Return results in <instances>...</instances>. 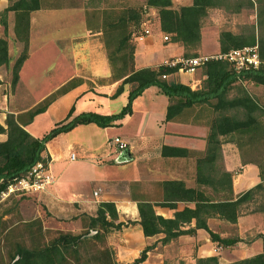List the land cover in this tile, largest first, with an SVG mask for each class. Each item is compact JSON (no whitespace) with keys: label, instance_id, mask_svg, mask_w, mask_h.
I'll return each instance as SVG.
<instances>
[{"label":"crops","instance_id":"crops-1","mask_svg":"<svg viewBox=\"0 0 264 264\" xmlns=\"http://www.w3.org/2000/svg\"><path fill=\"white\" fill-rule=\"evenodd\" d=\"M171 2L174 3V0H171ZM6 4V0H0V9L5 7ZM39 9L41 10L42 8ZM44 10H69V12L74 13L78 17V24L83 27V32L81 35L69 38L70 50H68L67 55H63L55 44H51L54 46V50L58 51L56 60L52 64L53 70L49 68L44 73L36 69L32 71L29 69V61L32 54L33 15L31 14L29 17L27 56L19 67L15 83L10 85V66L21 49V43L18 40H13L12 20L9 18L11 15L9 12L6 39L8 61L7 65H0V124L3 125L6 113L20 115L67 80L73 77H80L81 79L76 80L63 93L56 96L45 110L35 114L30 122L23 125L34 136L36 135L27 129L28 125L39 114H45L53 104L64 103L66 108L64 115L70 106H72V114L87 110L109 114L120 109L125 102L129 89L128 83H123L121 92L115 97H110L121 78L111 79L110 64L103 44L100 24L96 26L97 24H95L94 20L87 17V9H84L79 4L63 5L54 3ZM156 25L157 29L154 27L153 36L146 34L147 36L133 37L134 68L156 66L164 63L167 59L182 56L183 48L180 43L167 38V40H163L158 21ZM205 41H208V48L205 46ZM12 47L17 48V51L15 56L10 58V49ZM50 49L53 50L51 47ZM45 51L44 48L42 54ZM216 51H218L217 34L207 37L200 33L197 55L211 54L210 52L215 53ZM75 53L77 54L74 55ZM197 67L192 72L176 70L166 74L165 78L179 81L188 85L191 89L199 88L201 86V74L199 76L195 74ZM36 77H40L42 82L50 77V79H54V82L47 88H35L34 79ZM26 86L30 88V92L39 90L38 93L40 91L41 93L36 94L29 101H21L20 98L22 96L19 97V90L28 91ZM172 99L179 98L174 95ZM168 102L169 98L167 95L162 93L156 85L151 84L143 88L133 98L131 112L116 120L113 125L101 127L93 122L77 124L70 130L58 133L52 137L67 136L66 149L77 145L81 152L88 150L89 155L84 157H89L92 162L97 164H91L93 168L91 171L94 174L99 173V171H96V167H99L98 164L102 163V165L109 166V168L113 166L107 164H112L108 161L116 162L114 161V157L117 154L116 141L125 142V149L129 150L131 157L129 160L117 162V164H120L119 166L131 164V176H111L107 174L99 176V178L93 180L95 185L91 188V194H89V191L76 192V189L74 190L72 187V181L70 182L72 179L63 180L61 170L57 172L56 166L53 164L55 158L60 156V153L55 154L53 152L49 145V140L44 143L42 155L48 156L46 168L52 180L40 190L41 197L53 206V210L70 205L74 210L73 215L78 213L92 214L98 201H112L116 209L117 220L121 221L122 224L118 229L112 230L106 235V241L114 251V259L120 263H129L148 244H152V247L147 250L145 258L139 264H163L167 253L178 252L180 255L186 256L184 255L185 253L188 254L194 251L197 255H201L200 253L203 252L208 254V251L213 247V242L209 240L207 231L202 227L194 228L191 233L178 234L176 237L162 243L159 239L163 236V232L145 236L138 223L137 198L153 201L155 213L163 217H172L175 210L181 209L185 205L188 207L193 206V202H184L183 200H176L173 207L158 204L159 201L163 200L162 180L180 179L185 186L209 188L208 184L195 181V158L202 155L205 150L206 134L214 111L206 102H194L183 106L170 119H165V108ZM20 118L23 117L20 115ZM79 130H87L86 135L90 137L91 142L86 138L84 139L85 132L81 133ZM108 130L112 131L111 134ZM95 134L96 139L92 140ZM233 135L234 133L230 132L220 134L218 137L221 139L220 158L224 162L222 168L230 172L231 197L235 198L238 193L259 182L260 178L258 167L252 161L243 162L239 169L235 170L234 165L238 162L239 151L235 145ZM4 137L5 134L0 133V140L4 139ZM87 143L92 144V146H88ZM109 144H112L113 147L111 148ZM162 145L180 147L186 151L181 155H163L160 152ZM80 156L82 157L83 155ZM74 157L76 156L73 154L72 158ZM83 180L91 181L88 178ZM145 181H153V196L147 193ZM130 182L139 184L140 187L137 192L130 190L128 186ZM93 191H96V193L93 194ZM220 192L228 193V189ZM215 220L220 221L221 224L225 222V224L236 225L238 227L237 234L240 236L241 231L246 228L244 227L246 222L251 223L247 227L250 229H252V225L254 227L259 226V224L261 226L264 225V211L255 210L245 214L240 213L234 223L216 214L207 216L205 218L207 227L217 232L220 236H225L226 234L222 231H217V228H213L212 223ZM180 227L183 229L194 227V218L192 217L188 222H182ZM259 232L264 235V230Z\"/></svg>","mask_w":264,"mask_h":264},{"label":"trees","instance_id":"trees-1","mask_svg":"<svg viewBox=\"0 0 264 264\" xmlns=\"http://www.w3.org/2000/svg\"><path fill=\"white\" fill-rule=\"evenodd\" d=\"M6 2V6L0 9V65H7L8 61L6 39L9 12L12 14L13 36L21 42V49L10 66V84L13 85L17 79L19 67L27 56L29 14L40 7V1L6 0ZM145 4L156 9L159 29L168 33L171 41L179 42L183 48V54L190 56L198 54L202 18L206 16L209 8L220 5L219 0H190L189 3L180 4L177 7L172 6L171 0H145ZM258 16L264 23V5L258 9ZM136 18L137 12L128 8L119 13L115 19L105 20L103 27L102 25L100 27L102 34L114 30L116 37L114 49H109L106 39L103 40L110 64L111 79L121 78L110 97H115L121 92L123 83L129 85L125 102L118 111L104 114L87 110L72 114V106H70L65 115L40 136H34L28 132L23 125L30 122L35 114L45 110L56 96L73 85L76 80L81 79L73 77L23 111L20 114L23 118H20L18 114H5L3 125L0 124V133L5 134L4 139L0 140V192L5 190L13 177L22 175L36 161H42L46 165L48 156H43L42 151L47 140L58 133L70 130L77 124L93 122L101 127L113 125L116 120L131 112L133 98L143 88L153 84L169 98L165 108V119H170L183 106L194 102H206L214 111L206 134L205 150L202 155L195 158V181L208 184L209 188L185 186L180 179L162 180L163 200L158 204L173 207L176 200H183L193 202V206L185 205L175 210L172 217H163L155 213L153 201L137 198L138 223L142 233L147 236L163 232L159 240L164 243L178 234L191 233L194 228L202 227L207 231L210 241L222 246L231 245L237 241V238L220 236L217 232L210 230L205 223V218L216 214L234 223L237 215L241 213V203L253 199L256 192H261L263 199L253 211H264V170L257 163L260 181L232 198L230 172L217 167V161L221 156V139L218 135L258 129L257 119L253 114L258 105L250 95L242 87H238L237 93L233 96H228L227 93L234 83L242 80L264 85V37L257 41L252 32L240 34L227 29L220 30L217 35L219 52L256 43L258 65L235 70L225 59L209 58L201 63V86L191 89L186 84L161 76L176 71L177 65L168 66L161 63L156 66L133 67L134 46L128 42L126 27L129 20ZM174 95L179 99H172ZM234 106L243 109V117L237 118L225 112ZM185 151L184 148L168 145H162L160 149L163 155H181ZM225 189H228V193L220 192ZM21 193L30 194L33 191ZM192 217L194 227L186 229L180 227L182 222H188ZM74 218L82 220L80 227L84 228L83 231L60 230L51 240L39 246L27 247L16 242L9 259L4 264H80L77 261L78 246L94 239L103 241L104 245L97 249L99 256L97 259L104 261V264H139L145 258L147 250L152 247V244L145 245L129 263H120L114 259V251L107 243L106 235L118 229L122 222L117 220L114 203L110 200L98 201L92 214L79 213ZM258 236L264 243V235ZM68 256L74 261H69ZM195 264H264V257L262 252H257L219 263L216 255H205L196 257Z\"/></svg>","mask_w":264,"mask_h":264},{"label":"rangeland","instance_id":"rangeland-1","mask_svg":"<svg viewBox=\"0 0 264 264\" xmlns=\"http://www.w3.org/2000/svg\"><path fill=\"white\" fill-rule=\"evenodd\" d=\"M39 1V8L42 9L40 10L38 8L37 10H32L29 14V17L31 14L33 15L31 36L32 54L29 61V69L32 71L36 69L39 72L41 71V73H44L46 69L52 68L51 70H53L52 64L56 60L58 51L54 50V46L51 44H55L63 55H67L68 50H70L69 38L81 35L83 32V27L78 24V17L74 13L69 12V10H44L48 9L51 4H79L84 9H87V17L94 20L95 24H97L96 26L100 24L99 27H101V25L103 27V22L105 20L111 21L123 10L132 8L137 12V18L129 20V24L126 27L128 42L132 44H134L133 37L145 35L142 31L144 27L150 29V32L147 35L152 36L154 27L157 29L156 24L158 17L156 9L147 6L145 0ZM187 2H190V0H174V3H171L173 7H177L178 5ZM219 3V6L209 8L206 16L202 18L200 33L207 37H211L214 34L218 35L220 30L227 29L233 33L240 34L252 32L257 41L259 38L264 37V23L260 21V17L258 16V9L263 7L264 0H219ZM9 18L12 19V14ZM165 33L166 32L162 31L163 35ZM166 34L168 36L167 39H170L169 34ZM102 37L103 40L106 39L107 47L109 49H114L116 40L115 31L103 32ZM13 40H16L15 36L13 37ZM205 46L208 48V41H205ZM50 47L53 50H51ZM44 48L46 51L42 54ZM16 51L17 48L15 47L10 49V58L15 56ZM186 51H190V49H186ZM210 53L213 54L214 52ZM76 54L77 53L74 55ZM69 55H71V53H69ZM182 56L190 55L182 53ZM201 71L202 66L200 64L197 67L195 74L199 76ZM34 80L35 84H33L35 88H47L54 82V79H50V77L46 78L44 82H42V80L40 81V77H36ZM26 87L28 88V86ZM238 87H242L258 105V108L253 111V114L257 119L258 129L256 131L234 133L233 139L239 151V159L234 165V168L235 170L239 169L243 162L252 161L256 165L257 163L260 164L261 168L264 170V85L255 84L248 80H242L234 83L229 88L227 93L228 96L235 95L238 91ZM38 91L30 92V88H28V91H23L21 89L19 90V97L22 96L20 98L21 101H29L33 96L41 93V91L39 93ZM64 108V103L53 104L45 114H39L35 120L28 125L27 129L36 136H40L44 131L49 129L54 122L63 117L64 112L66 111V108ZM82 108H84V106H82ZM225 112L237 118L244 116L243 109L238 106L231 107ZM79 132H85V135L82 134L84 135V139L86 138L91 142L90 137L86 135L87 130H79ZM108 132L111 134L112 131L108 130ZM66 137L67 136H56L55 138H50L48 142L55 154L60 153V156L55 158V162L53 163L56 166V171L58 172V170H61L63 180H67V178L72 179L70 182L72 181V187L74 190L76 189V192L89 191V194H91V188L95 185L93 180L105 174L111 176H131V164L119 166L120 164H117V162L111 161L108 162L112 164H107V162H105L107 165H113L110 166L111 168H109V166L106 167L101 163L98 164L99 167H96V171H99V173H92L91 170L93 168L91 167V164H95V162H92L89 157H84L89 155L88 150L81 152L77 145H73L66 149ZM93 137L92 140L96 139V134L93 135ZM87 145L89 146L90 144L87 143ZM109 145L111 148L113 147L112 144ZM90 146H92V144ZM71 152L76 157L70 158ZM80 155L83 156L81 157ZM223 164L224 162L221 158L218 159L217 167L221 168L224 166ZM86 178L91 181L87 182L86 180H83ZM145 185L147 186V193L150 196H153V181H145ZM128 186L131 191L136 192L140 187L139 184H136L135 182H130ZM41 196L40 190L33 191V193L30 194H22L17 190L4 194L0 192V264H4L9 259V255L12 253L16 242L27 247L39 246L51 240V238L60 230L72 232L83 231L84 228L82 229V227H80L83 223L82 220L74 218L79 213L73 215L74 210L70 205H62L63 207L60 209H54V211L53 206ZM262 199L263 194H261V192H256L253 199L241 203V214L253 211ZM212 224L213 228H217V231H222L226 234L225 236L236 237L237 241L228 246L218 245L213 242V247L208 251V254H204L203 252L200 253L201 255H197L194 251L188 254L185 253L184 255L186 256H183L182 254L180 255L178 252L167 253L163 260V264H195L196 257L205 255H216L219 263L246 257L257 252H262L264 257V243L258 236L260 234L259 231L264 230V225L261 226V224H259L257 227L252 225V229H250L247 227L250 226L251 223L246 222V226H244L246 228L243 229L244 233L241 231V235L238 236V227L236 225L225 224V222L221 224L218 220H215ZM89 233H91V231H89ZM103 245L101 239H94L81 243L78 246L79 253L77 254V261L80 264H104V261H99L97 259L99 257L97 249ZM113 256L115 258L114 254ZM68 260L71 262L74 261L70 256H68Z\"/></svg>","mask_w":264,"mask_h":264},{"label":"built area","instance_id":"built-area-1","mask_svg":"<svg viewBox=\"0 0 264 264\" xmlns=\"http://www.w3.org/2000/svg\"><path fill=\"white\" fill-rule=\"evenodd\" d=\"M142 31L146 35L150 32V29L148 27H144ZM162 38L166 39L167 37L164 34ZM209 58L225 59L232 64L233 69L235 70L256 67L259 62L257 55V45L254 43L252 45H243L241 47L230 48L225 52L217 51L213 54L177 56L167 59L164 61V64L168 66L177 65L176 70L192 72L197 66ZM161 76L165 77L166 75L162 74ZM125 148V142L116 141V153ZM70 157H73V153H70ZM51 180L52 179L47 171L46 165H44L42 161H36L22 175L13 177L12 180L6 185L5 190L1 191V193H9L16 190L20 192L39 191L49 184ZM95 193L96 191H93V194Z\"/></svg>","mask_w":264,"mask_h":264},{"label":"water","instance_id":"water-1","mask_svg":"<svg viewBox=\"0 0 264 264\" xmlns=\"http://www.w3.org/2000/svg\"><path fill=\"white\" fill-rule=\"evenodd\" d=\"M131 157L129 150L128 149H123L120 150L116 156L114 157V161L116 162H121V161H126L129 160Z\"/></svg>","mask_w":264,"mask_h":264}]
</instances>
